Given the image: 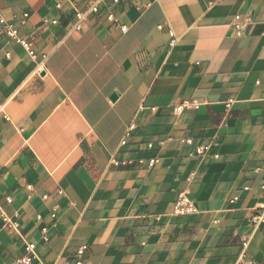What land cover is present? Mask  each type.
<instances>
[{"label": "crops", "instance_id": "obj_1", "mask_svg": "<svg viewBox=\"0 0 264 264\" xmlns=\"http://www.w3.org/2000/svg\"><path fill=\"white\" fill-rule=\"evenodd\" d=\"M94 1L1 0L0 264H264V0Z\"/></svg>", "mask_w": 264, "mask_h": 264}, {"label": "built area", "instance_id": "obj_2", "mask_svg": "<svg viewBox=\"0 0 264 264\" xmlns=\"http://www.w3.org/2000/svg\"><path fill=\"white\" fill-rule=\"evenodd\" d=\"M115 1H119V0H115ZM58 6L60 7V5L58 4ZM99 2L98 0H95L89 7V12H98L99 11ZM24 18L21 20L22 23H24L26 21V19L29 16V13H24ZM87 17V13L85 11H81L78 10L75 12L74 14V28L77 30L82 29L83 23L86 20ZM109 20H114V15L113 14H109L107 17ZM236 21L234 23V27L233 30L236 31L237 33H241L245 27V25L249 22V18H242L241 15H236L235 16ZM0 22L5 24V30L6 33L10 36L15 38L18 42H20V44L26 49V51L28 52V54L32 57H36L37 56V52L35 49V45H34V41L32 39H30L29 37H24L19 35L18 30L14 27V25L12 23H9L7 21V19L5 18L4 14H3V7H2V3L0 0ZM52 22L57 23L59 22L58 19H54ZM159 29H163L164 25L160 24ZM122 30L123 31H127V27L126 26H122ZM168 33L171 36V40L169 42V46L173 47L176 44L177 41V37L175 35V32L172 29L168 30ZM234 99H229L227 101V104L230 105L233 102ZM199 104L195 101H184L183 103L179 104L176 106V111L178 113L182 112V110L185 107H197ZM134 125H131L128 129V131L126 132L125 138L123 139L122 143H126L128 137L131 135L133 129H134ZM187 141H190V139H188ZM149 146H152V143H149ZM158 161V158L153 157L149 160V166H153L156 162ZM112 162L116 163V164H120V163H126V161H120L118 159H116L115 157L112 159ZM8 201H12L11 197H8ZM198 212V208L196 207V205L194 204V202L192 201V199L189 197L187 191H181L178 195L177 200L174 202L173 205V214L175 215H185V214H195ZM1 216L4 222L5 226H14V222L12 221L11 217L9 215H7L5 212L1 211ZM53 216H55V214H53ZM46 230V228L44 229ZM25 255L23 257H21L18 260V264H30L33 259L36 257V245L33 242H27L26 246H25ZM85 254V247L81 246L79 247L78 251H77V256H76V264H83V256Z\"/></svg>", "mask_w": 264, "mask_h": 264}, {"label": "water", "instance_id": "obj_3", "mask_svg": "<svg viewBox=\"0 0 264 264\" xmlns=\"http://www.w3.org/2000/svg\"><path fill=\"white\" fill-rule=\"evenodd\" d=\"M112 98H116V94H113V95H112Z\"/></svg>", "mask_w": 264, "mask_h": 264}]
</instances>
